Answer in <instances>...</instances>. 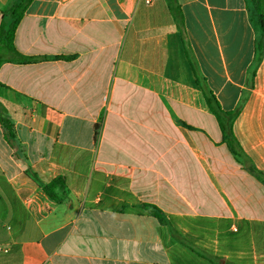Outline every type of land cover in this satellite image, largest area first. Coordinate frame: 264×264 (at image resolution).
<instances>
[{
	"label": "crops",
	"instance_id": "1",
	"mask_svg": "<svg viewBox=\"0 0 264 264\" xmlns=\"http://www.w3.org/2000/svg\"><path fill=\"white\" fill-rule=\"evenodd\" d=\"M177 4H29L14 45L40 59L0 66V264H264L260 32L247 0Z\"/></svg>",
	"mask_w": 264,
	"mask_h": 264
},
{
	"label": "trees",
	"instance_id": "2",
	"mask_svg": "<svg viewBox=\"0 0 264 264\" xmlns=\"http://www.w3.org/2000/svg\"><path fill=\"white\" fill-rule=\"evenodd\" d=\"M32 1L33 0H16L14 5L10 8L9 19H6L5 12L2 11L3 17L0 24V66L5 62L27 63L40 59L39 57H27L22 55L14 45V37L17 27L23 18L24 12ZM168 2L170 3L172 12L176 18L179 22H182L183 17L177 4V0H168ZM247 2L250 6L252 19L260 32V38L257 41V51L259 54H262L264 48V0H247ZM206 99L219 123L222 132V141L226 143L236 160L240 162L242 160L247 161L246 156L241 150L240 144L233 133V122L236 112L224 111L212 92L206 93ZM0 122L10 134H13L11 122L2 112H0ZM250 169L264 181L262 173L258 172L254 167H250ZM55 185L56 182H52V184L46 187V191L51 197L57 199L56 194L53 192ZM149 207L153 208L152 210L149 209L150 214L157 217L161 222H164L159 210L154 206Z\"/></svg>",
	"mask_w": 264,
	"mask_h": 264
},
{
	"label": "built area",
	"instance_id": "3",
	"mask_svg": "<svg viewBox=\"0 0 264 264\" xmlns=\"http://www.w3.org/2000/svg\"><path fill=\"white\" fill-rule=\"evenodd\" d=\"M147 4H152L154 0H145Z\"/></svg>",
	"mask_w": 264,
	"mask_h": 264
}]
</instances>
